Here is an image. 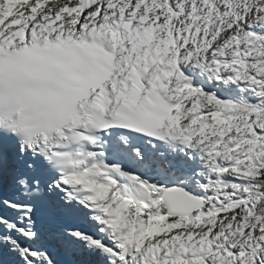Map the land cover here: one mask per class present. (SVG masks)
<instances>
[{"label":"snow or ice","instance_id":"obj_1","mask_svg":"<svg viewBox=\"0 0 264 264\" xmlns=\"http://www.w3.org/2000/svg\"><path fill=\"white\" fill-rule=\"evenodd\" d=\"M0 264H264V0H0Z\"/></svg>","mask_w":264,"mask_h":264}]
</instances>
